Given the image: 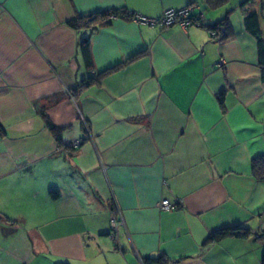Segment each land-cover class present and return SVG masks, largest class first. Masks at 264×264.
Wrapping results in <instances>:
<instances>
[{"label":"crops","instance_id":"0c3cea01","mask_svg":"<svg viewBox=\"0 0 264 264\" xmlns=\"http://www.w3.org/2000/svg\"><path fill=\"white\" fill-rule=\"evenodd\" d=\"M242 1L0 0V264H264V179L251 166L264 155V81ZM189 5L228 26L212 37L194 21L67 23ZM244 8L264 37V0ZM232 227L248 234L206 242Z\"/></svg>","mask_w":264,"mask_h":264},{"label":"trees","instance_id":"16d2710c","mask_svg":"<svg viewBox=\"0 0 264 264\" xmlns=\"http://www.w3.org/2000/svg\"><path fill=\"white\" fill-rule=\"evenodd\" d=\"M229 0H203L204 4L208 8H217L220 7L226 3H228ZM253 0H243L239 6L243 9V23L245 29L256 39L257 42V49H258V61L260 66V75L262 81H264V37H262L260 32V23H259V15L256 11L245 9L244 7L250 3H252ZM134 12H128L121 9H111V10H102L93 12L88 15H78L73 19H70L67 23L71 27L78 29V28H86L90 31L95 30L99 25L109 23L113 17L116 16H122L132 19V16H134ZM203 16L200 17H192V14L190 15V21H194L202 26H206L211 34L212 37H217V31L220 29H226L228 26V17L227 15L216 20L215 22L211 24H206L203 22ZM223 31V30H222ZM226 33L221 34L223 37ZM80 52L83 55L84 62L86 65L91 64V56L89 52V38H85L83 40H80ZM119 64H116L114 67H111L110 69H115L118 67ZM106 70V71H107ZM104 71V72H106ZM102 72V74L104 73ZM93 78L89 79V82H91ZM41 116L50 131V133L53 135L54 139L58 143V145H61V129L56 127L48 118V116L45 113V110L41 111ZM1 132V129H0ZM80 146V145H79ZM72 149H75L71 146H69ZM252 166V173L260 179H264V155H258L255 156L251 161ZM248 234V230L243 227H232V228H223L220 230H216L212 232L206 239V242L209 241H215L219 240L225 236H235V237H244ZM60 264H67V263H60ZM144 264H169V261L166 258H146L144 260Z\"/></svg>","mask_w":264,"mask_h":264},{"label":"built area","instance_id":"2783aa9c","mask_svg":"<svg viewBox=\"0 0 264 264\" xmlns=\"http://www.w3.org/2000/svg\"><path fill=\"white\" fill-rule=\"evenodd\" d=\"M191 9V5L177 9H167L160 16L152 18L145 17L136 13L134 14V16H132V19L137 22H144L151 25H161L165 28L173 24H180L182 26H186L190 21ZM84 125L86 126L85 123ZM83 140L84 137H79L71 140L68 144L73 148H77L83 142ZM157 205L161 210H170L175 207V205L170 203L166 198L161 199ZM112 223L115 226L116 222L114 221V219H112Z\"/></svg>","mask_w":264,"mask_h":264}]
</instances>
